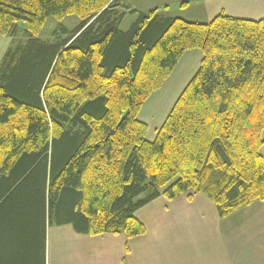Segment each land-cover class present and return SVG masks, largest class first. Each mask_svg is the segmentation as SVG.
<instances>
[{"label":"trees","instance_id":"1","mask_svg":"<svg viewBox=\"0 0 264 264\" xmlns=\"http://www.w3.org/2000/svg\"><path fill=\"white\" fill-rule=\"evenodd\" d=\"M117 6L0 0V34H25L0 59V264H42L46 220L131 238L161 195L201 193L220 218L264 202V18L152 10L122 31ZM67 15L80 19L68 38L37 37ZM194 48L199 69L149 141L138 113Z\"/></svg>","mask_w":264,"mask_h":264},{"label":"crops","instance_id":"2","mask_svg":"<svg viewBox=\"0 0 264 264\" xmlns=\"http://www.w3.org/2000/svg\"><path fill=\"white\" fill-rule=\"evenodd\" d=\"M115 2L118 10L125 11L123 19L128 14L136 19L138 12L152 10L163 17L194 23H208L221 12L241 19L264 18L238 17L222 6L216 8L215 0ZM130 9L136 13H130ZM191 9L194 11L190 12ZM202 57L200 49L184 51L161 87L142 105L138 119L147 125V140L155 138L175 101L199 69ZM261 137L264 140V129ZM260 154L264 158V144ZM135 217L144 225L145 233L131 238L123 233L90 235L71 223L46 220L42 264H264L262 201L255 200L220 218L214 203L201 193L185 192L171 200L161 195L136 210Z\"/></svg>","mask_w":264,"mask_h":264},{"label":"rangeland","instance_id":"3","mask_svg":"<svg viewBox=\"0 0 264 264\" xmlns=\"http://www.w3.org/2000/svg\"><path fill=\"white\" fill-rule=\"evenodd\" d=\"M215 4L216 8L217 6H222L226 12H232L238 17H253L254 19L264 17V0H215ZM193 11V9L190 10V12ZM133 19H135V15L128 14L125 16L120 28L123 30L128 29L131 23L135 21ZM79 22L80 19L76 15H67L62 19L50 16L46 19L37 37L49 42H53L58 37L64 39ZM18 26L20 31L17 36L0 34V59L10 46L24 42V23L19 22ZM152 131L153 129H150V134H152Z\"/></svg>","mask_w":264,"mask_h":264}]
</instances>
